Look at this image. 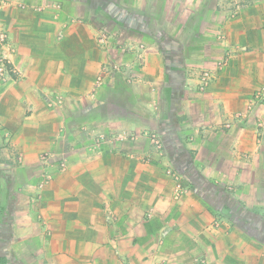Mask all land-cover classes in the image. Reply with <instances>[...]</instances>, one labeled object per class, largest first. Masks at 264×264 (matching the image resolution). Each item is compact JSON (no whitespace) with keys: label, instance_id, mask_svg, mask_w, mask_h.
I'll return each instance as SVG.
<instances>
[{"label":"crops","instance_id":"obj_1","mask_svg":"<svg viewBox=\"0 0 264 264\" xmlns=\"http://www.w3.org/2000/svg\"><path fill=\"white\" fill-rule=\"evenodd\" d=\"M9 1L0 264H264V0ZM72 6L101 9L105 45Z\"/></svg>","mask_w":264,"mask_h":264},{"label":"rangeland","instance_id":"obj_2","mask_svg":"<svg viewBox=\"0 0 264 264\" xmlns=\"http://www.w3.org/2000/svg\"><path fill=\"white\" fill-rule=\"evenodd\" d=\"M11 1V0H10ZM9 1V2H10ZM65 2V1H64ZM98 1H96V2H94V3H97ZM72 12H75L78 16H81L82 18H85V17H90L91 16V18H94V21H95V24H96V32L97 33H99V34H106V32H108L109 30L110 31H112L113 32V29L115 28V27H112L111 25H112V23H110V22H104V16H103V14L101 13V9L100 8H97L96 10H95V7L93 6V7H87V6H85V7H83V6H80V7H75V10H74V7L72 6ZM103 19V20H102ZM112 27V28H111ZM1 58V57H0ZM6 62H7V71L6 72H2L1 70H0V74H4V73H12V74H14V75H17V76H21L22 75V73L20 72V71H18V70H16L14 67H10V64H8V61L6 60ZM116 65V64H115ZM119 64H117L116 66H118ZM114 70H115V68H114ZM204 72V71H203ZM202 72V73H203ZM201 73V74H202ZM99 74H100V71L96 74V77H95V79H94V83H93V88H92V92H95V91H97L104 83H102V85L101 86H99V84H98V78H99ZM201 76V75H200ZM91 92V93H92ZM52 102L50 101V104H51ZM153 135H157L158 137H159V139H160V135L159 134H157V133H154ZM153 135L152 136H150L151 137V141L154 143V144H156L154 141H153ZM117 137H119L121 140L122 139H129V138H135L136 136H133V135H126V134H124V135H122V136H117ZM116 137V138H117ZM118 139V138H117ZM161 141V143H158V146L160 145V144H162V145H160V147L161 146H163V143H162V139L160 140ZM44 156H45V158L44 159H47L50 155L48 154V153H44L43 154ZM185 167H187V164H185V166H182V168L184 169ZM182 168H180L181 170H182ZM181 170H175V168H173V167H169L168 169H167V173L169 174V175H171L172 176V178H176V176L177 175H181L182 173H181ZM195 173V172H194ZM197 175V174H196ZM193 180H191V178L188 176V175H186L185 176V180H186V182H187V185L188 186H190V187H194V188H199V190L200 191H202L203 193L205 192V198L207 199V201H209V203H212L213 205H216L217 207H219V208H221V209H224L223 208V206H225V205H227L226 203H225V200H228V199H224V198H222V195H221V193H220V189H218L219 187L218 186H216V185H214L213 183H211V182H205V179L203 178V177H193L192 178ZM176 180H181V177H180V179H177L176 178ZM186 185V184H185ZM186 187V186H185ZM192 189V188H191ZM221 199H223V200H221ZM229 201V200H228ZM215 206V207H216ZM220 209V210H221ZM222 211V210H221ZM234 211V210H233ZM223 213L224 214H221V215H219V217H220V222H223V221H225V222H230V218H232V217H236V212H235V214H234V216H232L231 217V213H229L228 212V210L227 209H225V210H223ZM239 214V213H238ZM240 215V214H239ZM236 219V218H235ZM253 224H256V225H258V221L257 220H253V222H252ZM158 264H166L164 261L163 262H160V263H158Z\"/></svg>","mask_w":264,"mask_h":264},{"label":"built area","instance_id":"obj_3","mask_svg":"<svg viewBox=\"0 0 264 264\" xmlns=\"http://www.w3.org/2000/svg\"><path fill=\"white\" fill-rule=\"evenodd\" d=\"M1 1V0H0ZM230 2H235L236 0H229ZM4 39V38H3ZM99 42L100 44L102 45H105L107 42H108V38L106 36V34H102L100 37H99ZM115 69H119L118 66L114 65ZM7 62H6V57L5 56H2L0 58V70L2 72H6L7 70ZM112 70V68H110L108 65H103L102 68H101V71H100V74H99V78H98V84L99 86L102 85V83H104L105 81V77L106 75ZM214 79V74L213 72L209 71V70H206L204 71L201 76H200V86H201V89H205ZM255 103H258V102H263L264 101V86H262L256 93L255 95ZM153 141L157 144L158 146V143H161L159 137L157 135H153ZM161 145V144H160ZM159 145V147H160ZM161 148V147H160ZM43 157L45 158V156L43 155ZM62 167H65V160L63 159L61 164H60ZM177 179H180V176L177 175L176 176Z\"/></svg>","mask_w":264,"mask_h":264}]
</instances>
